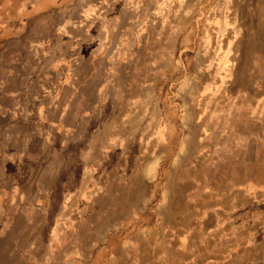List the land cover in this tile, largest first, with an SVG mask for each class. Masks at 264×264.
Here are the masks:
<instances>
[{
	"label": "rangeland",
	"instance_id": "374dc122",
	"mask_svg": "<svg viewBox=\"0 0 264 264\" xmlns=\"http://www.w3.org/2000/svg\"><path fill=\"white\" fill-rule=\"evenodd\" d=\"M263 7L0 0V205L14 215L23 189L35 262L61 264L67 246L92 262L109 240L97 232L141 230L134 241L168 261L264 264V134L235 137L241 117L225 115L241 106L250 64L236 56ZM64 205L71 230L50 254Z\"/></svg>",
	"mask_w": 264,
	"mask_h": 264
},
{
	"label": "crops",
	"instance_id": "0c3cea01",
	"mask_svg": "<svg viewBox=\"0 0 264 264\" xmlns=\"http://www.w3.org/2000/svg\"><path fill=\"white\" fill-rule=\"evenodd\" d=\"M251 15H254V13ZM255 16L256 21L254 20ZM249 20L251 22L249 23L250 27L247 29L249 30L247 38L243 36V40L241 41L243 43L241 45L244 46L242 55L236 56V60L239 63L248 61L250 64L248 68L242 67L241 70L243 85L240 91H238V94L242 97L241 106H228L225 114L228 122L230 118L241 117V124L238 125V122H235V124L233 123L234 125H229L228 133H231L235 137L246 139L250 136L264 134V7L259 8L258 13L249 18ZM227 56H229L228 51ZM234 60L235 56L232 57L231 62H234ZM246 80H249V85H246ZM13 191L15 192L12 193L11 198L15 202L16 213L14 215H7L5 207L2 204L0 205V264H39L35 262L37 259L35 256L40 252L39 247L36 246L40 242V235L36 233L34 228L35 222L33 217L23 209L26 208V205H19L26 200V198H23V189L14 188ZM37 208L40 210L41 207ZM65 210L66 206L64 205L63 211H61L63 213L61 215L57 213L50 225V240L46 248L50 254H54L57 250L56 241L59 234L68 233L71 230L67 222L69 214ZM40 211V223L46 224L48 220L44 213L45 211L43 209ZM84 219H81V221ZM142 226L146 227V225ZM28 232H30L29 238H27L29 240L28 245L20 246V239L24 235L26 236ZM140 232L141 230H139L137 235L143 237ZM142 232L145 233V230ZM135 235L136 232L133 234L127 233L125 236H122V232H120L107 236L106 232L99 234L97 232V236L108 237L109 240L105 245L93 250L92 255H95V257L92 258V262H90L89 255L91 253L88 251V248L78 252L76 251L77 247L67 246V258L61 264H201V262H196L195 257L190 263L179 258L172 261L165 260L162 249L157 248L158 252H156V248L142 249L143 243H136L134 241V239H140L141 237ZM128 238L130 239V244L125 243L123 245L124 241L127 242ZM6 242L10 245L5 246ZM80 253L82 255L85 253L87 258L75 259L74 256L80 255Z\"/></svg>",
	"mask_w": 264,
	"mask_h": 264
}]
</instances>
